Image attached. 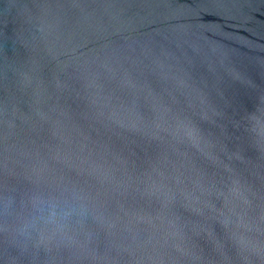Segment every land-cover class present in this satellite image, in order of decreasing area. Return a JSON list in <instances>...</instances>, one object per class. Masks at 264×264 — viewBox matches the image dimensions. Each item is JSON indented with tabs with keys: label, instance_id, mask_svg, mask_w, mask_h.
<instances>
[{
	"label": "water",
	"instance_id": "water-1",
	"mask_svg": "<svg viewBox=\"0 0 264 264\" xmlns=\"http://www.w3.org/2000/svg\"><path fill=\"white\" fill-rule=\"evenodd\" d=\"M0 264H264V0H0Z\"/></svg>",
	"mask_w": 264,
	"mask_h": 264
}]
</instances>
